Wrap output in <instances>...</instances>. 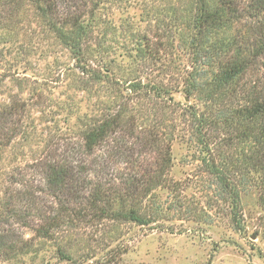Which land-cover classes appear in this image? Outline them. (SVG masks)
I'll use <instances>...</instances> for the list:
<instances>
[{"label":"trees","instance_id":"obj_1","mask_svg":"<svg viewBox=\"0 0 264 264\" xmlns=\"http://www.w3.org/2000/svg\"><path fill=\"white\" fill-rule=\"evenodd\" d=\"M89 1L0 0V21L18 22L22 7H32L40 24L74 56L85 82L114 84L111 100L120 99L116 107L100 106L86 118L78 138H64L38 157L32 164L35 174L20 172L18 178H10L13 189L2 208L7 216L0 221V264H15L34 251V238L58 241L73 229L94 226L104 232L112 222L149 225L163 218L160 205L150 207L144 201L157 188H179L166 177L171 138L162 129L175 119H168V114L187 116L185 122L200 145L202 166L223 188L233 209H240L238 175H258L264 202V0H192L191 9L173 18L174 33L182 35L192 52L179 89L148 75L144 80L111 77L91 65L85 48L90 38V25L85 23L86 9L92 12ZM138 42L135 58L141 60L154 58L163 44L154 49L145 35ZM177 90L194 102H173L170 92ZM32 95L35 98L28 100L8 94L1 103L0 153L28 137V121L41 98L35 89ZM23 229L31 230L32 237H24ZM103 232L97 242L106 239ZM56 250L70 259L65 244ZM125 250L107 248L93 264H129L121 260Z\"/></svg>","mask_w":264,"mask_h":264},{"label":"rangeland","instance_id":"obj_2","mask_svg":"<svg viewBox=\"0 0 264 264\" xmlns=\"http://www.w3.org/2000/svg\"><path fill=\"white\" fill-rule=\"evenodd\" d=\"M191 2L89 1L92 12L86 9L85 17L90 25L85 46L89 63L111 77L141 76L144 80L148 75L171 89H179L192 52L183 44L182 35L174 33L173 18L191 9ZM16 18L18 22L12 18L0 21V105L7 101L8 94L35 98L34 89L41 98L33 106L28 137L17 139L0 153V221L7 216L2 208L13 189L10 178H18L20 172L35 174L32 164L38 157L64 138H78L86 118L100 106L116 107L120 101L119 97L111 100L116 85L85 82L74 56L40 24L32 7L24 5ZM141 35L151 39L154 49L163 43L154 58H135ZM170 96L180 106L194 102L181 90L170 92ZM167 116L175 119L171 125L166 121L162 129L172 133V162L166 177L178 182L182 190L157 188L144 201L150 207L160 205L163 218L149 225L112 222L104 232L94 226L73 229L58 241L34 238V251L15 264H93L107 248L115 246L126 249L121 260L129 264H264V202L259 198L258 175L236 176L240 209H233L223 188L202 166L200 145L185 122L187 116ZM22 232L27 238L33 235L29 229ZM102 232L106 239L97 242ZM60 244L66 245L70 259L59 255L56 247Z\"/></svg>","mask_w":264,"mask_h":264}]
</instances>
